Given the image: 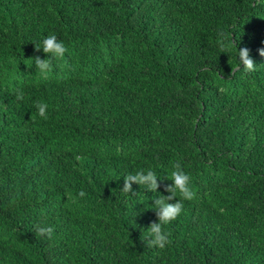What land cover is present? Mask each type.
I'll use <instances>...</instances> for the list:
<instances>
[{"label": "trees", "instance_id": "obj_1", "mask_svg": "<svg viewBox=\"0 0 264 264\" xmlns=\"http://www.w3.org/2000/svg\"><path fill=\"white\" fill-rule=\"evenodd\" d=\"M261 49L264 0H0V264H264ZM176 163L195 198L148 247ZM141 169L157 192H123Z\"/></svg>", "mask_w": 264, "mask_h": 264}, {"label": "clouds", "instance_id": "obj_2", "mask_svg": "<svg viewBox=\"0 0 264 264\" xmlns=\"http://www.w3.org/2000/svg\"><path fill=\"white\" fill-rule=\"evenodd\" d=\"M218 37V47L221 52H227L232 47L237 48V44L234 42L233 38L229 41L225 33H218ZM34 45L37 52L42 49L43 53L48 57L47 59H41L37 56L34 60L31 59L34 61V65L39 74L47 78L48 74L53 71V61L62 59L67 52V48L62 41L57 39L55 34L47 36L43 40L42 46L40 44ZM259 55L264 57V49L259 50ZM238 58L240 65H243L244 71L252 72L256 70V65L250 56L248 48H240L238 51ZM12 94L15 95L17 100L22 101L24 99V92L20 88L14 89ZM35 106L38 109L39 116L47 119L48 105L44 102H38ZM173 167L175 170L171 172L170 179L173 183L166 186L164 189V191L170 193V195H159L154 199L155 213L159 222H153L147 230L150 237L147 246L156 247L161 250L171 243L170 233L164 230V226L169 225L180 216L184 207L182 200L191 201L195 198V192L191 187L190 175L182 170L179 163H176ZM158 180L156 172L152 169H148L147 171L141 169L135 174H128L124 177L122 191L129 194L132 193V185L136 184L144 186L149 192L156 193L157 189L160 187ZM178 194L181 197L180 200H177ZM85 195L84 191L79 192L80 197H84ZM172 200H177V202L169 203V201ZM53 232L54 229L49 226L37 225L35 227V233L37 235L47 236L48 239L52 238Z\"/></svg>", "mask_w": 264, "mask_h": 264}]
</instances>
